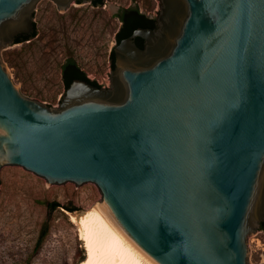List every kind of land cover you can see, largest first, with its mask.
Segmentation results:
<instances>
[{"label": "water", "instance_id": "1", "mask_svg": "<svg viewBox=\"0 0 264 264\" xmlns=\"http://www.w3.org/2000/svg\"><path fill=\"white\" fill-rule=\"evenodd\" d=\"M38 1L0 0V47L32 33ZM161 2L159 35L114 47L111 89L74 80L51 108L0 62V170L96 185L154 264H247L264 221V0Z\"/></svg>", "mask_w": 264, "mask_h": 264}, {"label": "rangeland", "instance_id": "2", "mask_svg": "<svg viewBox=\"0 0 264 264\" xmlns=\"http://www.w3.org/2000/svg\"><path fill=\"white\" fill-rule=\"evenodd\" d=\"M127 7L154 16L159 0H104L100 8L71 3L65 12L52 0H39L34 7L36 35L3 44L0 62L24 97L55 108L64 95L61 67L68 58L90 80L107 83L108 54L120 26L116 12ZM51 203L59 206L52 210ZM94 204H99V191L90 182L49 184L25 169L2 167L0 264L77 263L85 249L78 226L65 213L78 216ZM44 224L48 232L37 248ZM247 264H264L263 232L258 229L247 237Z\"/></svg>", "mask_w": 264, "mask_h": 264}, {"label": "bare ground", "instance_id": "3", "mask_svg": "<svg viewBox=\"0 0 264 264\" xmlns=\"http://www.w3.org/2000/svg\"><path fill=\"white\" fill-rule=\"evenodd\" d=\"M66 213L78 226L85 249L84 259L76 264H121V249L130 251L134 257V261H125L124 264H154L130 242L99 204L92 205L78 216Z\"/></svg>", "mask_w": 264, "mask_h": 264}, {"label": "flooded vegetation", "instance_id": "4", "mask_svg": "<svg viewBox=\"0 0 264 264\" xmlns=\"http://www.w3.org/2000/svg\"><path fill=\"white\" fill-rule=\"evenodd\" d=\"M100 1H101V4H100ZM71 3H76L78 5L90 4L96 8H100V7L104 6V0H91V1L71 0L63 12H65L67 10V8L70 6ZM161 7H162V2H161V0H159V7L156 10L157 13L154 16H150V15H147V14L139 11L137 7H127V8L118 9L116 12V18L118 19L120 26H119L116 34H115V44L111 47L109 54H108V61H109V65H110L111 69H110L109 77L107 78V83H104V82L99 83L98 81L90 80L86 76L84 71L80 68V66L73 59L68 58L64 61V63L62 64V67H61V77H62V81H63L64 87H65V91L74 80H84V81H86V82H88L94 86H98L99 88L111 89L112 82H111L110 78H111V74L115 68L114 47L117 44H119L122 40L130 37L132 35V33L138 28L150 29V30L154 31L155 34L159 35L162 31L161 24L159 22ZM134 13H136L137 15H142L144 17L141 25H136V23H133L130 21V19ZM31 17H32V24H33L32 33L28 36H25L22 34L17 35L13 43H21L23 41H26V40L33 38L36 35L35 34L36 33V27H35V21H34V8H33ZM24 38L26 40H23ZM17 41H19V42H17ZM134 43L138 48H140L142 50H144L146 48V40H144L140 37L134 38ZM72 71H73V73L76 72L77 74H79V76L74 77L73 74H70ZM66 76H67V79H65ZM83 76L86 79H88L89 81L95 82L96 84L85 80L83 78ZM105 81H106V79H105ZM66 84H67V86H66ZM65 91H64V94H65ZM61 101H62V99H61ZM61 101H60V103H61ZM259 228H260V225H259ZM259 228H258V230H259ZM260 231H262V230H260Z\"/></svg>", "mask_w": 264, "mask_h": 264}, {"label": "trees", "instance_id": "5", "mask_svg": "<svg viewBox=\"0 0 264 264\" xmlns=\"http://www.w3.org/2000/svg\"><path fill=\"white\" fill-rule=\"evenodd\" d=\"M100 4H101V1H100ZM144 17L142 15H137L136 13L133 14V16L131 17L130 21L133 22V23H136V25H141L142 24V21H143ZM23 40H26L25 38ZM19 42V41H17ZM70 74H73L74 77H78L79 74H77L76 72L73 73V71L70 73ZM83 78L87 81H89L88 79H86L84 76ZM65 79H67V76L65 77ZM91 83H94L96 84L95 82H92V81H89ZM67 86V84H66ZM59 205L57 203H51L50 204V209H56ZM259 230H262L264 232V222L260 223V228ZM47 232H48V228H47V225L44 224L41 228V231L39 233V236H38V239H37V243H36V247L38 248L39 245L42 243V241L44 240L45 236L47 235ZM263 239H264V233H263ZM84 259V257L80 258L79 261H82ZM78 261V262H79ZM76 264V263H75Z\"/></svg>", "mask_w": 264, "mask_h": 264}, {"label": "snow or ice", "instance_id": "6", "mask_svg": "<svg viewBox=\"0 0 264 264\" xmlns=\"http://www.w3.org/2000/svg\"><path fill=\"white\" fill-rule=\"evenodd\" d=\"M120 259H121V264H124L125 261H134V257L132 253L124 249H121Z\"/></svg>", "mask_w": 264, "mask_h": 264}]
</instances>
